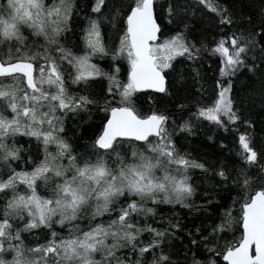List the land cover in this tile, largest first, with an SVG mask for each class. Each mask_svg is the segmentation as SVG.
<instances>
[{"label": "snow or ice", "instance_id": "1", "mask_svg": "<svg viewBox=\"0 0 264 264\" xmlns=\"http://www.w3.org/2000/svg\"><path fill=\"white\" fill-rule=\"evenodd\" d=\"M197 2L220 25L235 24L226 7ZM161 7L168 24L187 12L178 0ZM79 10L76 0H0V264H181L173 247L184 230L173 219L177 206L202 217L187 232L183 264H218L198 258L201 251L226 264H264V153L241 135L239 166L210 168L181 153L169 117L143 115L135 95L168 93L165 72L174 70L173 61H195L202 51L219 57L221 77L245 69L264 73V19L258 29L232 31L207 49L188 41L187 23L160 40L158 0H95L94 15L69 47L67 34ZM95 58H110V71ZM121 60L129 66L126 82L119 79ZM103 80L107 87L98 95L93 90ZM230 93L231 83L210 106L198 101L194 115L221 127L223 118L236 124L241 117ZM96 105L106 123L91 149L77 153L65 121ZM180 131L191 128L186 123ZM17 136L43 145L42 159L23 161L31 171H17L23 151ZM191 169L218 178L201 204L193 199ZM161 206L171 215H162ZM32 237L36 243H27Z\"/></svg>", "mask_w": 264, "mask_h": 264}, {"label": "trees", "instance_id": "2", "mask_svg": "<svg viewBox=\"0 0 264 264\" xmlns=\"http://www.w3.org/2000/svg\"><path fill=\"white\" fill-rule=\"evenodd\" d=\"M52 0H48L51 3ZM176 2V0H158L157 15L162 17L158 22L162 25L160 40H164L174 35L178 30H182L184 23L188 24L187 39L195 43L197 47L204 46L207 49L215 47L216 41L222 36L230 35L232 31L241 29L251 30L259 28L261 20L264 19V0H210L211 3L220 7H226L235 21L233 26L220 25L219 17L209 11L197 0H178L179 4L186 6L187 12H181L173 24L167 23V12L161 6ZM79 5V12L74 16L72 31L67 34L68 46L72 47L79 42L81 28L87 24V17L94 15L90 8L95 0H76ZM223 28V31L221 29ZM107 31V29H105ZM115 35H112L113 42ZM96 63L103 71H110L113 61L110 58H95ZM119 79L122 82L127 80L129 66L126 60L119 61ZM174 70L165 72L168 79V93L158 95L154 93H136L139 97L137 107L143 115H150L152 112L162 113L169 117V131L173 134L177 149L181 153H187L189 157L198 162L206 164L210 168H216L223 164L230 171L239 166L242 152L239 137L246 135L251 139V146L260 153H264V73L254 75L246 69L238 73L236 77H221L220 59L218 56L210 54L209 51H202L199 59L195 61L178 57L173 61ZM107 80H103L94 89V93L102 94L107 87ZM231 83V98L235 101V108L241 119L236 124L228 123L224 119V126L221 127L204 118H197L194 113L198 104L211 105L218 97L221 87L227 88ZM75 91V86H70ZM197 89H202L197 92ZM184 105V107H181ZM107 114L100 105L90 106V112L81 113L75 118L65 121L66 136L73 145L77 153L91 149V142L95 139L103 123H106ZM71 116V114H70ZM188 124L190 132L180 131V127ZM17 146L21 147L22 160L18 162L17 171L32 170V165L24 164V160L31 156L33 159L43 158V145L37 144L35 138L17 136ZM14 166L16 163L14 162ZM191 183L197 188V194L193 198L196 204L203 203L207 198L202 195L207 188L215 182V178L205 177L199 169H191ZM23 188V186H21ZM41 194L43 190L40 189ZM221 195L227 198L226 190L221 191ZM233 195H235L233 193ZM4 201L0 200V205ZM172 209L168 206H161V214L165 217L171 215ZM239 211V206H236ZM175 212L183 226V231L178 233L179 239L174 241L173 247L176 254L180 256L183 264V256L180 253L182 246L188 245L191 237L187 235L189 230L195 231V226L200 224L201 218L193 214L186 208L176 207ZM97 218L94 223H99ZM86 223V222H85ZM22 226V225H21ZM155 227L162 225L155 224ZM57 231H61L57 227ZM148 238L146 233L144 239ZM43 243V237L39 238ZM27 243L34 244L36 239L29 238ZM202 260L215 259L218 264H226L219 256L200 252Z\"/></svg>", "mask_w": 264, "mask_h": 264}, {"label": "water", "instance_id": "3", "mask_svg": "<svg viewBox=\"0 0 264 264\" xmlns=\"http://www.w3.org/2000/svg\"><path fill=\"white\" fill-rule=\"evenodd\" d=\"M159 23V22H158ZM159 42V41H158ZM165 76H166V74H165ZM166 87L168 88V79H167V76H166ZM147 92H149V93H154V94H158V95H163V94H165V93H156V92H154V91H152L151 89H148V90H145V91H143V92H139V93H147ZM150 139H153V138H150ZM226 263V262H225Z\"/></svg>", "mask_w": 264, "mask_h": 264}]
</instances>
